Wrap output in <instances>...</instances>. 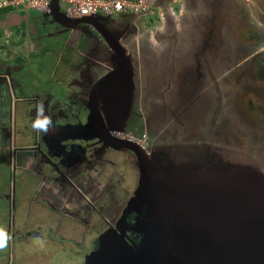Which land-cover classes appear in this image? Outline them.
Wrapping results in <instances>:
<instances>
[{
  "label": "flooded vegetation",
  "instance_id": "obj_1",
  "mask_svg": "<svg viewBox=\"0 0 264 264\" xmlns=\"http://www.w3.org/2000/svg\"><path fill=\"white\" fill-rule=\"evenodd\" d=\"M194 1L159 0L157 3L158 19L155 24L145 22L144 18L131 16L97 17L92 18L93 20L88 24L80 23L74 29H64L55 24L47 15L26 12L25 25L29 26V34L27 35L28 39H24L29 42L27 41L26 58L22 59L26 70L24 69L25 72L21 80L25 88H29V91L25 97L14 104L16 114L11 117L8 114H3L2 119L9 118V127L2 126L5 128L4 147L6 149L9 146L10 152H12L10 155L17 162H11L14 173L17 171L32 173L44 184L40 189V194L37 195L40 199V203L36 202L37 205L43 209L48 206L52 212H55V215L73 218V223L83 226L86 231L90 230L91 226L100 228L97 238L94 240V247L89 254L96 249L98 238L102 234L109 230H115L119 225L128 202L139 188L141 178L137 167V158L130 151L116 152L95 141L87 145L82 144L84 146L80 151L76 147L77 143L69 142L64 146L70 155H65V149H61L57 144L61 137L66 136V132H63L64 128L75 127L76 121L84 123L90 110H97L102 114L100 124L105 128L113 124L112 120L108 121L103 116L102 110L107 111L109 103L108 96L101 94L105 92V89L100 94L91 93V82L95 83L105 75L99 74L96 68H91L93 73L90 78L81 76L82 74L79 73V68L84 61L94 60L107 63L109 60V58L105 59L103 53L99 51L96 52L95 57L90 54L94 46L91 42L93 40L100 45V50L108 45L107 41L117 44L123 49H130L138 54L141 61V70L136 62L139 77L134 81L136 91L132 94L131 102L123 99L131 93L129 88H127L126 94L119 92L116 95L119 99L118 105L124 109V112H126L124 107L129 106L133 109L129 108L130 114H128L131 125L135 128L140 126L143 132L150 133L151 137L153 135L154 141L152 142V138L142 139L145 145L142 147L130 139L123 138L125 135L116 136L113 134V138L137 144L148 156H153L150 152L160 141V134H157L161 131L158 123L164 121L162 117L174 114L175 104L180 107L182 105L180 113L187 115L185 128L190 131L189 135L194 138L193 141L197 142L195 149H198V153H193L192 156L196 155L200 159L201 165L198 166L197 173L200 175L203 172L202 168L205 167L214 170L222 169L224 175L232 177V175L238 176L239 172L236 169L241 168V171L249 174L264 189V156L259 157L260 153L264 154V55L253 53L254 57L249 68L244 73L236 71L238 65L248 62V60H242L236 56L238 54L243 56L245 52L251 50L247 47L248 41L258 39L257 33H261V30L254 29L250 22L246 24L245 19L240 18L239 26L241 27L238 34L245 40V44L240 48L237 44L234 47L224 44L220 31L222 28L221 15L230 17L232 21L238 11L240 13L249 12L248 7L253 6L252 2L206 0L203 5L208 9L206 14L192 15L187 20H183L187 11L184 7L191 5L192 10H197V7H194L196 6ZM229 2L232 12L227 7ZM179 4H181V9L184 8L183 11L180 8L179 11L175 9V6ZM198 9H202V6L199 5ZM165 10L172 12L173 16L174 14L179 16L180 23L176 20L177 24L167 28L164 19ZM217 13H219L218 16ZM2 16L4 15L0 14V17ZM156 33L162 37L165 35L164 38L168 39V41H164L161 49H158V46L162 44L150 40L151 35ZM84 34L87 36L86 38L82 37ZM216 37L219 39L217 40ZM79 38L84 39L80 40ZM222 43L223 45H221ZM223 50L227 53L226 57L231 58L224 59V66L221 58ZM143 54H147L146 57ZM127 55H131L130 51ZM144 62H149V66L145 67ZM34 64L35 68L30 69L29 67H33ZM111 65L114 67V63ZM221 67H227L226 70H229L224 76L217 74L221 72ZM233 68H236L235 71L240 81L234 83L235 91L231 85H227V87L235 93L234 98L239 103V109L241 107L243 109V105H246V112H238L239 110L232 107L224 113L219 111L211 133L206 137V130L211 125L210 117L212 119L213 114L217 113V105H221L223 78L225 79L226 75L233 71ZM86 70L89 71V68ZM12 71L15 72V70ZM247 73H249L248 76ZM81 79L88 81L90 85L80 83ZM39 84L46 87L40 90ZM79 84L88 86L87 91H79L78 87L82 86ZM237 89H239V93H237ZM205 95H209L211 98H205ZM164 100H170V102ZM38 101L44 102L46 114L52 116L56 128L53 134L40 133L37 135L31 127L32 121L36 117L35 108ZM212 102L214 112L212 116L211 113L208 116ZM243 102L245 104H242ZM148 109L154 110L152 112L156 116H146L145 118L143 110ZM247 114H256L262 122L246 119ZM79 115L80 119L78 120ZM131 125L130 128H134ZM232 129L233 132L235 131V135L231 132ZM245 129L249 130L245 136L247 140L244 141L248 146V148L244 147L246 150L240 145H236L230 151L226 150L227 146L224 148L220 146L221 142L231 144L229 138L237 140L236 135L244 134ZM215 131L218 133H213ZM255 145L258 148H255ZM46 146H50L48 147L50 151ZM165 148L170 147L165 146ZM255 149L258 153L256 156L253 154ZM171 150L173 152L176 149L171 147ZM59 154H62L63 157L61 155L60 159L55 158V155ZM237 157L245 163L238 164ZM182 158L183 168L194 169L189 156L183 155ZM1 159L5 162L7 156H0V161ZM20 165L22 171L18 169ZM125 167L130 169L134 174L133 177L127 178L128 176L123 172ZM14 173L10 172V174ZM128 179H131L130 183ZM226 182L229 185L232 184L231 180ZM132 183H135L134 186ZM123 185H130V189L127 192L122 190ZM120 186L121 188H118ZM230 187L233 188H229V191L235 195L234 186ZM13 188L10 182L4 189L5 191L10 190L12 208L16 206ZM131 189L132 193L129 192ZM121 193L128 194V197L121 199ZM3 201H7L6 196L0 194V203ZM25 201L22 199L24 205L27 203ZM234 203L237 204L236 196ZM18 206H20L19 203ZM8 214L12 219L10 213ZM94 218H96V222L93 221ZM136 218L137 215L130 216L127 220L128 224L134 225ZM222 221L225 222L226 218ZM237 221L236 219L235 223ZM249 221L246 220V224H249ZM240 224L243 225L244 221L242 220ZM7 225L9 227V223ZM230 231L232 233L230 238L233 239L235 231L232 226H230ZM8 235L10 238L13 237L10 232ZM129 238L135 245H139L142 241V238L137 234L130 233Z\"/></svg>",
  "mask_w": 264,
  "mask_h": 264
},
{
  "label": "water",
  "instance_id": "obj_2",
  "mask_svg": "<svg viewBox=\"0 0 264 264\" xmlns=\"http://www.w3.org/2000/svg\"><path fill=\"white\" fill-rule=\"evenodd\" d=\"M50 7L48 16L64 29H74L77 24H88L93 20L66 19L59 13L56 0L52 1ZM167 10L164 11V19L168 28L177 23ZM164 36L156 33L151 41L158 44L168 41ZM107 43L106 49L98 51L111 55L109 61L114 63V67L110 65L105 70L87 60L83 65L85 69H79V73L90 77L93 73L91 68L106 71L103 78L91 82V93L100 94L108 89L114 94H126L129 88L131 93L123 99L131 102L132 94L136 91L134 81L138 79V71L132 65L136 61L132 62L126 49L109 41ZM0 77L4 76L0 74ZM82 79L80 83L90 85ZM114 106L116 108L112 110L118 114L116 117L120 121L126 112L119 105ZM101 119L99 111L90 110L88 125L65 127L63 132H66V136L61 137L57 144L65 149V155L70 153L63 143L85 138L87 141L98 140L103 147L116 152L130 151L137 158L141 178L139 188L128 202L119 225L98 238L96 249L84 257L83 264H264V189L255 179L239 170L238 176H227L220 185L216 169H212L213 172L203 171L199 175L195 169L176 167L172 161L169 162L167 153L171 148L164 147L161 151L155 147L150 152L153 156H148L137 144L113 138L112 135L121 133V130L105 128L100 124ZM114 119L111 118L112 121ZM214 122L207 128L206 137ZM81 128L84 131H80L77 138L73 137V132ZM46 147L50 151V146ZM60 157L61 154L55 155L57 159ZM228 180L232 181L231 185L226 182ZM230 186H234L235 195L229 191V188H233ZM235 196L237 204L234 203ZM132 215H137V218L130 226L127 220ZM224 218L225 222L222 221ZM236 219L238 221L235 223ZM242 220L243 225L240 224ZM246 220H250L249 224H246ZM230 226L235 231L233 239L230 238ZM130 233L142 238L139 245L130 240Z\"/></svg>",
  "mask_w": 264,
  "mask_h": 264
},
{
  "label": "rangeland",
  "instance_id": "obj_3",
  "mask_svg": "<svg viewBox=\"0 0 264 264\" xmlns=\"http://www.w3.org/2000/svg\"><path fill=\"white\" fill-rule=\"evenodd\" d=\"M240 1L242 3L246 1H250L252 2L253 6L248 7L249 12L247 13H240L238 11L233 16L232 21L230 17L228 18L224 15L223 16L221 15L220 24L222 28L220 29V31L222 33L224 44H228L230 45V47H234L237 44L239 48L245 44L244 43L245 40L242 39L238 34L240 33L239 28L241 27L239 26V21H240V18L242 17L245 19L246 24L250 22L251 26L254 29L259 28L261 30V33L259 34L257 33L258 39H254L253 41L251 40L248 41L247 47L251 50H249L247 53L245 52L243 56H240L239 54L236 56L237 58H242V60H248L247 64L245 62L242 65H238V67H236L237 70L236 68H233V71H231V73L226 75L225 79L223 78V81H222L223 83L221 82L222 83L221 105L220 104L217 105L216 115L219 114L218 113L219 111L220 112L223 111V113L227 112L231 107L239 110L238 112H242V111L246 112V108H245L246 105H243L244 107L243 109L242 107L241 109H239V103L234 98L235 93L232 91V89L230 90L227 87V85H231V87L235 91L236 89L233 87L234 83H236V81H240V78H238V74L236 71L238 72L242 71V73H244L249 68L251 61L253 60L252 58L254 57L252 56L253 53L258 54V55H261V54L264 55V0H238V2ZM194 2L196 6H194ZM194 2L192 3V5L194 7H197V10H192L191 5H187V7H184L187 11L185 15L183 16V20H187L192 15L197 16V14L198 15L200 13L206 14L208 12V9L205 6H203L206 0H195ZM180 5L181 4L176 5L175 9L179 11ZM199 5L202 6V9H198ZM227 7H228V10H230L231 12L233 11L230 7V2L227 4ZM184 8L182 7V9L181 8L180 9L183 11ZM32 13L35 14V12H32ZM218 14L219 13H217L216 15L218 16ZM173 17L175 20L178 21L179 16H176L174 14ZM145 21L153 22L155 24L156 18H152L148 16L145 18ZM85 31H88V30L85 29ZM82 37L86 38L87 36L84 34ZM84 38H79V39L82 40ZM216 39L218 40L219 38L216 37ZM93 41L91 42L94 46L92 47L90 54L93 57H95L96 52L100 50L101 47L95 41L94 42ZM217 44H218V41H217ZM163 45H164V42H162L161 46H158V49H161ZM221 45H223V43ZM133 54L129 56L132 58V62L133 61L140 62L139 61L140 57H138V54L136 53L134 55ZM147 54L150 55V53H147ZM147 54H143V56L146 57ZM226 55L227 53H225L223 50L222 55H221L223 66L225 65V62H224L225 58L227 60L231 59L229 56L226 57ZM144 65L145 67H148L149 62H144ZM133 66H134V62H133ZM29 68L34 69L35 64L33 67H29ZM226 68L227 67H221V72H218L217 74L224 76L229 71V70H226ZM25 70L23 71V73H21L20 76H18V78L15 77L16 76L15 74H12L11 80H16V79L19 80L22 77V75H24ZM248 74L249 73H247L246 75L248 76ZM39 87H40V90H42L46 86H44L43 84H39ZM237 93H239V89H237ZM101 94L108 96L109 98V103L107 106L108 110L107 111L102 110L103 116L107 118L108 121H111V118L115 117V119L112 121L114 125L113 124L109 125V127H115L121 130V133L117 132L116 136L125 135L123 136V138L130 139L139 145H143L142 139L148 140V138L150 139L152 138V142L154 141L153 135L151 137L150 133L143 132V129L140 128V126L135 128V126L131 125V121L129 120V117H128V114H130L128 110L130 108L129 106L124 107L126 108V113H124V115L120 117V121H118V117H116L118 116V114L114 113L115 111L112 110L113 108H116L114 104L117 106L119 104V99L116 93L114 94L112 90L109 91L108 89H105V92ZM205 98L210 99L211 97L209 95L208 96L205 95ZM164 101L170 102V100H164ZM242 104H245V102H243ZM182 107H183L182 105L180 107L177 104H175L173 107L175 109L174 114L172 115L173 117L171 115L164 116L162 117L164 118V121H160L158 123L161 131L159 132L156 131L157 134H160L159 136L160 141L156 147H158L161 151L163 150V147L165 146L176 149V150H173V152H171L172 150H170L169 153H167L170 156V160L174 163L176 167L182 166L181 161L183 159L182 158L183 155L189 156V159L191 160L192 168L198 170V166L201 165V163L199 162L200 159L199 157H196V155L192 157L194 154L198 153V149H195L197 142L193 141L194 138H192V136L189 135L190 131L185 128V121H186L187 115L186 113L184 114L180 113ZM130 110H133V109L130 108ZM152 111L154 110H151V111L150 109L143 110V112H145L143 113L144 117L145 118L146 116L155 117L156 115ZM213 112H214V106L212 102V105L209 109V113L207 115L209 116L211 113V116H212ZM214 116L215 114H213L212 119L210 117L211 122L214 120L216 121V117ZM248 118H250L253 122H262V120L256 114L255 115L247 114L246 119ZM79 119H80V115L78 116V120ZM141 120H142V117H141ZM76 122L77 123L75 127L77 128L85 127L89 123V115L87 116L86 121H84V123L79 122V121H76ZM3 124L8 128L9 118L5 119ZM130 125L131 127H134V128L131 129ZM233 129L231 132L235 135L234 133L235 131L233 132ZM80 131L83 132L84 129L81 128L78 131L76 130V132H73V137L77 138L78 135L81 134ZM248 131H249L248 129H245L244 134L238 133L236 135L237 140L234 138L233 139L229 138L231 144H226V143L224 144L223 142H221L220 146H222V148L227 146L226 147L227 151H230L231 148H235L236 145H240V147L242 148L244 147L248 148V146L244 142L245 140H247L245 136L247 135ZM210 133L211 131L209 132V134ZM213 133L217 134L218 132L215 131ZM161 134L163 135L161 136ZM194 135L196 136V134ZM156 137H158V135H156ZM94 141L100 145V142L98 140L87 141L86 138L85 140H81V141L74 140L73 142L78 144L76 147L78 148V150L81 151L82 146L87 145L89 143H93ZM245 148L244 150H246ZM255 148H258V147L256 146ZM6 151H8V154L10 153L9 146H7ZM177 152L178 153L180 152V154H178ZM253 154L254 156L258 154L257 149L254 150ZM175 156L179 159L175 158ZM262 156H264V154L260 153L259 157L262 158ZM237 160H238L237 162L238 164L245 163L242 160H240L238 157H237ZM236 170L239 171L241 170V168H237ZM201 171L213 172L214 170H212L211 168L204 167L202 168ZM121 172H122V169H121ZM123 172L126 173V175L128 176L127 178L134 176V174L131 173L128 167H125V169H123ZM215 173L220 176V178L217 180L218 184H221V182H225L222 180L226 178L227 175H224V172L222 169L216 170ZM130 180L128 179L129 183H130ZM10 182H11V185H13L14 187L13 188V192L15 196L14 200L16 202V206H14L13 208L11 205L12 197H10V190H7V191L4 190L6 185ZM132 184L134 186L135 183H132ZM43 185L44 184H42L41 180L39 178L37 179L36 176H34L32 173H29V172L27 173L25 171L24 172L17 171L14 174H10V162L9 161L3 162L1 159L0 161V193L2 192L3 195L6 196L7 201L6 202L3 201L0 203V228L5 229V231H7L8 234L10 232L11 236L13 237L9 238L7 247L4 248L3 250H0V264H83L84 257L87 256L92 251L94 247V240H96L97 238L96 236L98 235L97 232L100 230V228L91 226L90 230L86 231V228H84L83 226L74 224L73 218H70L69 216L55 215V212H52L48 206H45L44 207L45 210H44L41 206L37 205V203H40V199L37 197V195L40 194V189ZM118 188H121V186ZM129 189H130V185L122 186V190H125L126 192ZM129 192L132 193L133 192L132 189ZM27 195H29L28 199H26L27 203L24 205L22 202V199L25 201V198L27 197ZM121 195H122L121 199H125V197H128V194L126 193H121ZM18 203L20 204V206H18ZM8 213H10V216L12 217V219H10ZM6 215L8 216L6 217ZM93 221L96 222V218H94ZM8 223H9V227L7 225ZM37 238H40L41 240L44 241L43 247H41L40 244L37 243ZM202 261H205V260L202 258Z\"/></svg>",
  "mask_w": 264,
  "mask_h": 264
},
{
  "label": "crops",
  "instance_id": "obj_4",
  "mask_svg": "<svg viewBox=\"0 0 264 264\" xmlns=\"http://www.w3.org/2000/svg\"><path fill=\"white\" fill-rule=\"evenodd\" d=\"M0 14L4 15L0 17V74L4 76V77H0V121H1L0 123V129H1L0 130V155L3 156L4 154H6L7 161L10 162V172L14 173L11 162H16V160L15 158L11 157L10 154H12V152L8 154V151H6L4 147V143H5L4 142V137H5L4 127L6 126L3 124L5 119H2V117H3V114H8L9 117H11V115L13 114H16L14 110V104L18 100L20 101L22 97H25V94L28 93L29 91L28 90L29 88H25V85L23 84L21 78L19 80L18 79L11 80L12 74H15L16 75L15 77L18 78V76H20L21 73H23L24 69L26 68L25 64H22V59L26 58V54H27V41L29 42V40H25L24 38L28 39L27 35L29 34L28 32L29 26L27 25L26 27L25 25V18H27L26 12H6V13H0ZM154 18H156L157 20L158 16H155ZM148 23H153V22H148ZM154 35L155 34L151 35L150 40L151 39L153 40ZM126 51H127V54H128V51H130V54H133L132 52H134V51H131L130 49L128 50L126 49ZM102 53L105 59L109 58L110 60L111 57L109 56L111 55L106 54L105 52H102ZM109 60H107L108 61L107 63H104L103 61L96 62L94 60H88V61H91L93 64L94 63L101 64V68H104L106 70L108 69L107 66L111 65V62ZM84 64H85V61L83 65ZM137 64H138L139 69L141 70L142 68V66L140 68L141 61L138 62ZM83 65L79 69H85ZM134 66L137 70L136 64ZM139 69H138V74H137L138 77H139ZM12 70H15V72ZM99 74L105 75L106 71L104 70L102 72L99 71ZM143 74H144V70H143ZM5 76H7V78ZM2 78H6V79L3 80ZM91 80H93V78H91ZM79 85H82V84H79ZM34 86L35 84L33 85V87ZM87 87L88 86L82 85L78 88H80L79 91H87L86 89ZM13 120L14 118L12 117V121ZM16 121L18 122V120ZM59 127H62V126H59ZM63 145L65 144L63 143ZM18 169L22 171L21 165L18 166ZM0 194H3V193L1 192Z\"/></svg>",
  "mask_w": 264,
  "mask_h": 264
},
{
  "label": "built area",
  "instance_id": "obj_5",
  "mask_svg": "<svg viewBox=\"0 0 264 264\" xmlns=\"http://www.w3.org/2000/svg\"><path fill=\"white\" fill-rule=\"evenodd\" d=\"M53 0H0V12H35L50 15ZM59 13L70 21L97 17L154 18L158 13L157 0H56ZM158 8V9H157ZM140 145L145 147L144 143Z\"/></svg>",
  "mask_w": 264,
  "mask_h": 264
},
{
  "label": "clouds",
  "instance_id": "obj_6",
  "mask_svg": "<svg viewBox=\"0 0 264 264\" xmlns=\"http://www.w3.org/2000/svg\"><path fill=\"white\" fill-rule=\"evenodd\" d=\"M35 110L36 117L32 121V129L37 133V135L40 133H44L46 135L53 134L56 131V128L53 123L52 116L46 114L44 102L38 101ZM9 238L10 237L8 236V233L5 231V229L0 228V250H3L7 247ZM37 243L40 244L41 247L44 245V241L40 238H37Z\"/></svg>",
  "mask_w": 264,
  "mask_h": 264
},
{
  "label": "trees",
  "instance_id": "obj_7",
  "mask_svg": "<svg viewBox=\"0 0 264 264\" xmlns=\"http://www.w3.org/2000/svg\"><path fill=\"white\" fill-rule=\"evenodd\" d=\"M6 12H8V11H4V12H2V13H6Z\"/></svg>",
  "mask_w": 264,
  "mask_h": 264
}]
</instances>
